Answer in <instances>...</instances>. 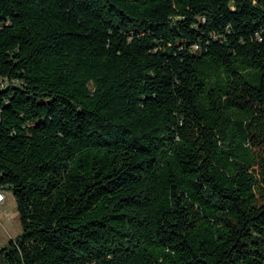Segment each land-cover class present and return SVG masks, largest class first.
<instances>
[{"label":"trees","instance_id":"1","mask_svg":"<svg viewBox=\"0 0 264 264\" xmlns=\"http://www.w3.org/2000/svg\"><path fill=\"white\" fill-rule=\"evenodd\" d=\"M1 264H264V0H0Z\"/></svg>","mask_w":264,"mask_h":264},{"label":"rangeland","instance_id":"2","mask_svg":"<svg viewBox=\"0 0 264 264\" xmlns=\"http://www.w3.org/2000/svg\"><path fill=\"white\" fill-rule=\"evenodd\" d=\"M5 194L6 199L0 205V249L22 232L15 198L10 191Z\"/></svg>","mask_w":264,"mask_h":264},{"label":"built area","instance_id":"3","mask_svg":"<svg viewBox=\"0 0 264 264\" xmlns=\"http://www.w3.org/2000/svg\"><path fill=\"white\" fill-rule=\"evenodd\" d=\"M6 191L0 187V205L5 201L6 199Z\"/></svg>","mask_w":264,"mask_h":264}]
</instances>
